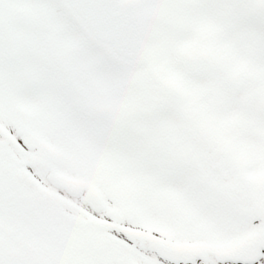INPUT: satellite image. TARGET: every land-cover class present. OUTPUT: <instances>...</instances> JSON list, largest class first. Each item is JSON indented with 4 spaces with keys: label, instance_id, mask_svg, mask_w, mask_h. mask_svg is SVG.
<instances>
[{
    "label": "snow or ice",
    "instance_id": "obj_1",
    "mask_svg": "<svg viewBox=\"0 0 264 264\" xmlns=\"http://www.w3.org/2000/svg\"><path fill=\"white\" fill-rule=\"evenodd\" d=\"M0 264H264V0H0Z\"/></svg>",
    "mask_w": 264,
    "mask_h": 264
}]
</instances>
